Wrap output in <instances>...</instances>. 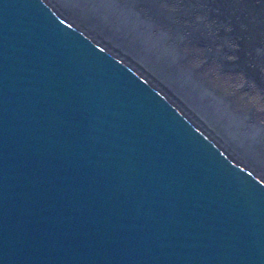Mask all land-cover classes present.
I'll return each instance as SVG.
<instances>
[{
	"label": "water",
	"instance_id": "water-1",
	"mask_svg": "<svg viewBox=\"0 0 264 264\" xmlns=\"http://www.w3.org/2000/svg\"><path fill=\"white\" fill-rule=\"evenodd\" d=\"M96 1L93 22L0 0V264H264V171L194 113L161 38L177 7L264 24V0Z\"/></svg>",
	"mask_w": 264,
	"mask_h": 264
},
{
	"label": "bare ground",
	"instance_id": "bare-ground-1",
	"mask_svg": "<svg viewBox=\"0 0 264 264\" xmlns=\"http://www.w3.org/2000/svg\"><path fill=\"white\" fill-rule=\"evenodd\" d=\"M72 3L84 4L93 22L94 15L103 16L107 8L94 7L92 0ZM167 3L169 6L170 1ZM177 14L163 27L161 38L166 40L167 61L176 50L170 67L177 68L173 73L188 80L186 90L192 94L189 99L196 101L194 113L200 120L212 118L231 136L229 147L264 171V24L247 18H240L238 23L235 19L239 11L233 8L220 11L216 7H177ZM154 18H149L153 32ZM105 19L98 16L95 23ZM101 27L108 32L106 25Z\"/></svg>",
	"mask_w": 264,
	"mask_h": 264
}]
</instances>
